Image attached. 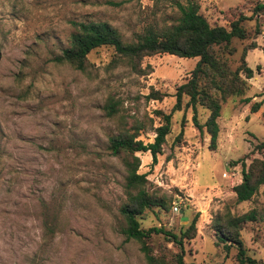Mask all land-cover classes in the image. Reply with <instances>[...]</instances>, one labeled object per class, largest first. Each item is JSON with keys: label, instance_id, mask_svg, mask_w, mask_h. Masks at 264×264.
I'll return each instance as SVG.
<instances>
[{"label": "rangeland", "instance_id": "rangeland-1", "mask_svg": "<svg viewBox=\"0 0 264 264\" xmlns=\"http://www.w3.org/2000/svg\"><path fill=\"white\" fill-rule=\"evenodd\" d=\"M198 2L210 24L228 26L239 14L247 18L242 22L247 38L234 40L237 51L230 62L238 65L243 46L255 41L245 58L254 70L244 95L250 101L229 97L222 104L214 150L205 128L193 124L191 108L172 113L156 162L149 152L137 153L146 189L170 205L147 210L140 221L144 229L178 232L198 213L196 236L184 243L185 261L236 264L235 248L226 256L215 245L210 223L226 207L236 214L264 212V186L239 203L232 191L241 177L235 161L264 140V13L252 15L264 0ZM153 10L148 0H0V264H147L138 244L120 232L124 169L108 153L107 140L123 118L140 120L139 138L153 141L154 128L162 123L154 110L170 112L175 87L189 76L197 57H146L143 65L153 71L145 76L112 64L113 48L106 46L89 53L85 72L51 58L67 44L72 20L107 21L128 37L143 30ZM154 11L158 19L178 13L171 0H161ZM150 86L167 95L147 99ZM109 97L120 103L114 117L102 108ZM259 100V110L251 113L250 104ZM207 114L197 106L200 124ZM253 232L260 235L257 243ZM242 237L249 254L264 259V222L243 229ZM157 241L175 249L162 234L152 237Z\"/></svg>", "mask_w": 264, "mask_h": 264}, {"label": "trees", "instance_id": "trees-1", "mask_svg": "<svg viewBox=\"0 0 264 264\" xmlns=\"http://www.w3.org/2000/svg\"><path fill=\"white\" fill-rule=\"evenodd\" d=\"M152 2L154 10L161 0H148ZM178 13L168 19H158L154 16L143 26V30L134 32L131 36H125L120 30L107 21L101 20H72L73 31L68 42L61 46L59 52L52 55L51 60L56 63H67L72 68L85 72L90 66L89 53L102 46L113 48L112 64H121L140 76L150 74L153 69L150 64L143 65V59L160 53L186 58L197 57L194 68L189 76L175 87L173 96L175 102L170 112L165 113L160 109L154 110L162 123L154 128L153 141L144 142L139 135L144 129L143 123L133 119L130 123L121 118L118 120L116 130L108 136L107 151L119 159L124 169L122 177V189L124 196L119 204L118 212L121 216L120 232L126 240H132L138 244L139 250L144 255L147 264H202L193 261L186 262L184 243L194 239L197 233L196 213L187 225H182L178 232L165 230L163 227L151 226L146 229L141 227L142 217L147 210H168L170 201L150 193L146 189L147 175L138 172L140 158L137 153L149 152L153 162L157 155L162 153V147L166 142V136L171 131V117L174 111L182 108H191L192 121L197 129L205 128L209 135L208 147L216 148L219 132L218 118L222 104L229 97H240L249 102L250 98L244 96L250 87L249 80L253 77L254 70L247 64L246 54L248 50L257 47L255 41L243 46L239 63L232 67L230 56L237 51L234 40L243 41L247 38V31L243 26V20L247 19L243 14L231 20L228 26L210 24L200 11L198 0H171ZM184 1V2H182ZM263 11L264 2L257 3L252 15ZM249 16L248 18H250ZM259 32V28H256ZM256 70L258 68L256 67ZM262 92L264 93V73L262 75ZM167 93L161 92L150 86L146 95L147 99L162 100ZM187 100L183 103V99ZM263 100L254 101L249 110L255 113L259 110ZM120 103L109 97L103 104L104 113L114 117L119 113ZM197 106L208 111L203 124L197 120ZM182 136V130L176 138ZM264 140L257 142L248 153L237 159L241 167L240 181L232 186L236 202L252 199L259 189L264 186ZM258 152L261 156H253ZM250 161L246 164V159ZM264 222V212L259 213L251 209L242 214H236L226 207L223 212L217 214L211 220L210 226L216 237L215 245H221L226 256L231 248L236 252L232 255V261L236 264H264V259H256L249 254L242 231L250 225ZM251 230L254 231L253 226ZM162 234L172 242L175 249H167L162 243L151 242L154 235ZM252 241L258 242L260 235L251 233Z\"/></svg>", "mask_w": 264, "mask_h": 264}, {"label": "built area", "instance_id": "built-area-1", "mask_svg": "<svg viewBox=\"0 0 264 264\" xmlns=\"http://www.w3.org/2000/svg\"><path fill=\"white\" fill-rule=\"evenodd\" d=\"M174 209H176V208L174 207Z\"/></svg>", "mask_w": 264, "mask_h": 264}]
</instances>
